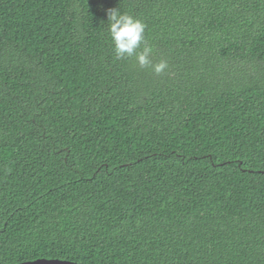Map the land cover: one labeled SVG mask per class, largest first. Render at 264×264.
<instances>
[{"label":"trees","instance_id":"1","mask_svg":"<svg viewBox=\"0 0 264 264\" xmlns=\"http://www.w3.org/2000/svg\"><path fill=\"white\" fill-rule=\"evenodd\" d=\"M40 259L264 264V0H0V264Z\"/></svg>","mask_w":264,"mask_h":264},{"label":"clouds","instance_id":"2","mask_svg":"<svg viewBox=\"0 0 264 264\" xmlns=\"http://www.w3.org/2000/svg\"><path fill=\"white\" fill-rule=\"evenodd\" d=\"M109 35L114 44V52L117 57H132L136 55L141 66H148L151 61L148 59L152 52L150 47H144L137 52L143 43L145 25L127 14H120L117 10H110L108 13ZM167 67L166 62L155 65V72L160 73Z\"/></svg>","mask_w":264,"mask_h":264},{"label":"water","instance_id":"3","mask_svg":"<svg viewBox=\"0 0 264 264\" xmlns=\"http://www.w3.org/2000/svg\"><path fill=\"white\" fill-rule=\"evenodd\" d=\"M22 264H78L70 261H63V260H47V259H40L34 262H26Z\"/></svg>","mask_w":264,"mask_h":264}]
</instances>
